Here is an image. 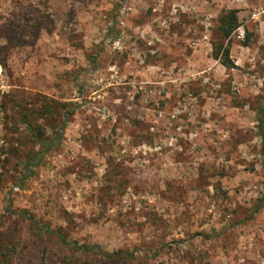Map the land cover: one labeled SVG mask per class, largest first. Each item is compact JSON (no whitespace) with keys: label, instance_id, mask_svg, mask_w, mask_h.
Wrapping results in <instances>:
<instances>
[{"label":"rangeland","instance_id":"374dc122","mask_svg":"<svg viewBox=\"0 0 264 264\" xmlns=\"http://www.w3.org/2000/svg\"><path fill=\"white\" fill-rule=\"evenodd\" d=\"M263 95L264 0H0V234L36 261L23 210L144 264H264ZM41 96L75 112L19 187L17 104Z\"/></svg>","mask_w":264,"mask_h":264},{"label":"trees","instance_id":"16d2710c","mask_svg":"<svg viewBox=\"0 0 264 264\" xmlns=\"http://www.w3.org/2000/svg\"><path fill=\"white\" fill-rule=\"evenodd\" d=\"M238 26L237 11L234 9L225 11L218 19L216 34L219 41L212 43L213 57L226 67H232L233 62L230 59L229 45L225 44L224 40H229ZM39 102L38 106L31 107L17 104L21 110L17 111L18 117L15 122L16 124L21 123L24 127L20 128L15 125L13 131L20 135L19 145L25 144L24 141L32 144L28 150L13 148V153L17 154L22 162L23 176L17 183L19 187L23 186V180L33 174V169L42 163L44 156L58 147L61 138L59 130L66 126L75 112V105L71 102H62L43 96ZM1 104L0 108L5 109L7 99H2ZM255 111L259 135L264 137L262 129L264 95L256 104ZM47 127L51 130L50 133ZM4 161L8 162L9 158ZM262 207H264V195L259 198L254 211ZM24 213L26 211H19V216L30 220L35 234L34 243L38 246V257L35 262L31 261V257L20 248L19 239L13 241L8 237L5 241L4 236L0 234V254L2 256L0 264H144V261L135 260L132 252L123 249L106 251L94 243L69 239L60 229H49L39 224L34 217Z\"/></svg>","mask_w":264,"mask_h":264}]
</instances>
